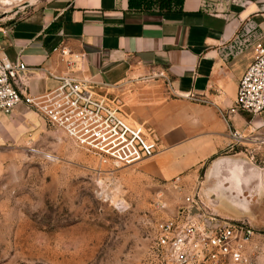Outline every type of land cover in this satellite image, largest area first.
<instances>
[{
	"label": "crops",
	"instance_id": "0c3cea01",
	"mask_svg": "<svg viewBox=\"0 0 264 264\" xmlns=\"http://www.w3.org/2000/svg\"><path fill=\"white\" fill-rule=\"evenodd\" d=\"M23 10L0 20V57L28 68L17 89L44 94L56 87L50 74L115 95L123 119L157 137L147 161L159 179L225 219L220 203L239 216L259 209L264 111L231 110L264 45V0H47Z\"/></svg>",
	"mask_w": 264,
	"mask_h": 264
},
{
	"label": "rangeland",
	"instance_id": "374dc122",
	"mask_svg": "<svg viewBox=\"0 0 264 264\" xmlns=\"http://www.w3.org/2000/svg\"><path fill=\"white\" fill-rule=\"evenodd\" d=\"M5 1L0 12L7 17L47 2ZM106 100L130 115L119 97ZM259 165V209L239 216L225 203L218 206L254 230L252 264H264V162ZM188 194L154 175L148 161L115 166L75 147L25 107L0 117V264H164L156 226Z\"/></svg>",
	"mask_w": 264,
	"mask_h": 264
},
{
	"label": "built area",
	"instance_id": "2783aa9c",
	"mask_svg": "<svg viewBox=\"0 0 264 264\" xmlns=\"http://www.w3.org/2000/svg\"><path fill=\"white\" fill-rule=\"evenodd\" d=\"M5 5L6 1L0 0V9ZM59 53L67 55L65 50ZM27 71L19 60L0 57V117L23 106L41 116L75 147L115 166H133L157 153L154 133L129 125L118 108L96 96L85 82L49 74L56 87L32 96L15 87ZM187 98L196 101L192 96ZM235 110L252 116L264 111V45H256L253 60L239 79L231 112ZM159 207L166 209L163 203ZM212 208L208 200L195 193L184 198L176 214L157 224L155 244L164 264H252L254 230L245 221L218 216ZM204 220L209 221L208 228Z\"/></svg>",
	"mask_w": 264,
	"mask_h": 264
},
{
	"label": "water",
	"instance_id": "95a60500",
	"mask_svg": "<svg viewBox=\"0 0 264 264\" xmlns=\"http://www.w3.org/2000/svg\"><path fill=\"white\" fill-rule=\"evenodd\" d=\"M26 7V6H25ZM25 7H22V8H17L15 11H14V13H18V11L20 10V9H24ZM3 17H5V12H3V14L2 15H0V19H3ZM210 201H212V199L210 200ZM213 205V204H212ZM204 223H205V226L208 228L209 227V221L208 220H204Z\"/></svg>",
	"mask_w": 264,
	"mask_h": 264
}]
</instances>
